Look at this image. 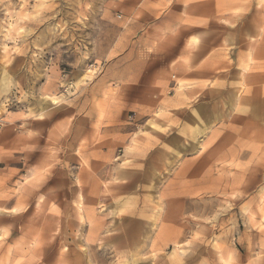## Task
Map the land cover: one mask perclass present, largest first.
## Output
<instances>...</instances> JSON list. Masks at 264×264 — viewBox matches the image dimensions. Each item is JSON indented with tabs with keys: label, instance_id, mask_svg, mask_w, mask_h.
I'll use <instances>...</instances> for the list:
<instances>
[{
	"label": "rangeland",
	"instance_id": "rangeland-1",
	"mask_svg": "<svg viewBox=\"0 0 264 264\" xmlns=\"http://www.w3.org/2000/svg\"><path fill=\"white\" fill-rule=\"evenodd\" d=\"M0 264H264V0H0Z\"/></svg>",
	"mask_w": 264,
	"mask_h": 264
},
{
	"label": "crops",
	"instance_id": "crops-1",
	"mask_svg": "<svg viewBox=\"0 0 264 264\" xmlns=\"http://www.w3.org/2000/svg\"><path fill=\"white\" fill-rule=\"evenodd\" d=\"M193 41V42H192ZM190 42V43H189ZM200 40L197 37H190L187 41V44L191 47L199 46Z\"/></svg>",
	"mask_w": 264,
	"mask_h": 264
},
{
	"label": "bare ground",
	"instance_id": "bare-ground-1",
	"mask_svg": "<svg viewBox=\"0 0 264 264\" xmlns=\"http://www.w3.org/2000/svg\"><path fill=\"white\" fill-rule=\"evenodd\" d=\"M193 42V41H192ZM190 43V42H189Z\"/></svg>",
	"mask_w": 264,
	"mask_h": 264
}]
</instances>
